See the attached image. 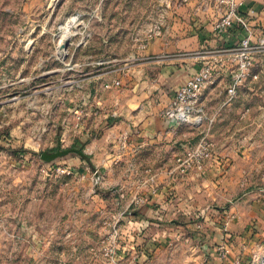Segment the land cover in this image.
Here are the masks:
<instances>
[{"label":"rangeland","instance_id":"374dc122","mask_svg":"<svg viewBox=\"0 0 264 264\" xmlns=\"http://www.w3.org/2000/svg\"><path fill=\"white\" fill-rule=\"evenodd\" d=\"M162 4L163 0H0V264H106L105 247L116 245L121 252L129 243L142 204L134 198L159 184L138 158L125 164L122 155L115 164L112 155L100 156L99 144L105 143L96 139L95 130L82 135L85 122L78 126V111L96 103L95 87L106 69L130 63L146 49L143 43L155 21L164 19L170 27L178 6L162 12ZM262 59L250 69L255 90L245 81L235 96H227L232 102L241 94L245 115L251 103H259L257 110L264 117ZM246 135L244 139H250ZM68 147L82 154L70 152L50 161L40 157ZM256 160L257 172L241 175L233 193L240 194L236 202L220 203L222 211L226 207L232 213L212 224L215 228L206 226L209 220L205 222L202 214L208 212L210 219L218 207L203 204L179 208L173 217L177 222L166 219L145 231L158 246L164 245L152 249L148 264H232L239 257L250 264L254 252L255 264H264V203L262 209L248 204L264 201V150ZM50 164L83 168L86 176L59 177L45 171ZM94 172L101 178L98 186L91 182ZM257 177L260 187L252 190L250 181ZM241 207L246 213L257 212L252 217L248 213L245 233L235 237L230 232L216 243L218 238L209 236L207 227L214 233L220 223L226 228ZM220 244L227 250L225 257L219 255ZM128 254L126 250L120 255L121 264Z\"/></svg>","mask_w":264,"mask_h":264},{"label":"crops","instance_id":"0c3cea01","mask_svg":"<svg viewBox=\"0 0 264 264\" xmlns=\"http://www.w3.org/2000/svg\"><path fill=\"white\" fill-rule=\"evenodd\" d=\"M250 9L254 12L250 13ZM240 11L250 20L254 35L264 32V0H243ZM175 12L178 15L172 17L165 34L153 39L146 49L139 50L132 62L103 72L102 80L95 87L99 92L98 100L84 107L87 111L82 135L93 134L95 130L96 139H100L101 144L105 143L103 146L99 144L100 156L112 155L115 164L118 163L117 157L122 155L125 164L138 158L142 168L159 184V187L151 186L143 192L147 201L135 214V228L128 238L130 244L133 239L135 242L128 248L124 264H148L146 259L152 249L157 251L164 245L158 246L153 242L155 237H147L145 231L155 229L166 219L177 222L173 217L176 215L174 211L179 208L203 204L208 205L207 208L218 207L210 219L208 212L202 214L205 222L209 220L206 226L214 228L212 224L218 225L220 220L227 219L232 210L225 207L222 211L220 203L236 202L240 194L234 196L233 193L238 189L243 171L257 172L259 164L256 158L264 150V117L257 110V105H261L251 103L250 112L245 115L241 94L232 102L227 101L226 88L233 66L227 50L237 45L247 30L233 27L223 34L213 33L211 20L216 18L217 13L213 7L204 6L203 0H190L178 6ZM262 57L264 55H258L256 62L262 63ZM214 58H220L221 62L216 64L218 70L214 71V81L206 85L202 94L207 112L213 118L208 130L207 123L197 128L164 117L162 110L171 101L175 88L204 61ZM249 75L245 81L253 91L256 86ZM114 79H119V85L103 86L104 82ZM203 129L207 130L213 143L212 156L206 161L202 173L192 171L183 176L175 170L173 159L185 145L195 143ZM248 130L250 139H244ZM123 133L129 135V143L125 147L120 146ZM92 145H95L93 140ZM109 149H113L114 153H109ZM258 179L250 181L252 190L260 187ZM262 203L263 200L253 199L248 204L259 205L257 208L262 209ZM224 212L226 214L222 217ZM248 213L252 217L257 212L250 209ZM248 213L241 207L228 219L226 228L220 223L219 231L214 233L207 227L206 232L218 238V244L230 232L235 237L244 234ZM245 260L244 257L243 264Z\"/></svg>","mask_w":264,"mask_h":264},{"label":"built area","instance_id":"2783aa9c","mask_svg":"<svg viewBox=\"0 0 264 264\" xmlns=\"http://www.w3.org/2000/svg\"><path fill=\"white\" fill-rule=\"evenodd\" d=\"M190 0H163L161 6L162 12L169 9H174L176 6H181ZM243 0H203V5L213 7L217 16L213 19L212 29L215 34H223L229 31L230 28L240 27L247 30V34L243 36L239 43L227 50L229 58L233 63L231 67V76L229 84L226 88L228 99L237 94L238 87L247 79L251 67L256 62L258 55H264V32L254 35L250 29V20L246 18L240 11ZM250 13L254 10L250 9ZM167 23L164 24V19L155 21L153 27L149 30L143 46H148L150 42L165 34ZM220 58L207 60L185 81L179 84L174 91L171 101L162 110L164 117L170 118L177 123L185 124L191 127H202L207 123V130L212 123L213 118L207 112L206 105L203 102V90L208 83L214 81V71H217L216 64L220 63ZM119 79H114L111 82H104L103 86L108 88L112 85H119ZM86 112L82 109L78 111V126L83 124ZM207 130L200 131L197 141L193 144H187L182 151L174 157V168L181 175L185 176L192 171L202 173L206 161L212 156L213 143L208 137ZM129 143V135L123 133L121 135V147L127 146ZM45 171L53 172L56 176H78L83 178L86 176V171L76 169L69 165L54 166L51 165L45 168ZM93 186H98L101 182L100 175L96 172L90 176ZM150 178H152L150 176ZM148 178H146V181ZM135 202L143 205L147 198L137 196ZM116 231H114L115 233ZM132 245L134 242L131 243ZM130 242L123 246L121 252L118 251L116 245H111L104 248L103 255L106 259V264H121L123 251L130 248ZM220 257L226 256V248L224 244L218 246ZM138 253V252H136ZM137 255V254H136ZM257 253L251 254L250 264H255ZM232 264H243L242 258H236Z\"/></svg>","mask_w":264,"mask_h":264},{"label":"water","instance_id":"95a60500","mask_svg":"<svg viewBox=\"0 0 264 264\" xmlns=\"http://www.w3.org/2000/svg\"><path fill=\"white\" fill-rule=\"evenodd\" d=\"M68 44V41L66 39L62 40V45L66 47ZM70 152H76L78 154H82V151L77 147H68L63 149H57L53 152H43L40 154V157L44 159L45 161L53 160L54 158H57L59 156L67 155Z\"/></svg>","mask_w":264,"mask_h":264}]
</instances>
